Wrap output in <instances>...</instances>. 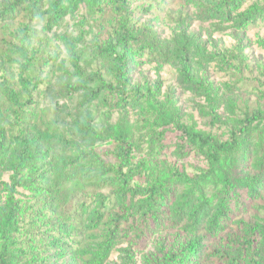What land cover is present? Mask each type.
I'll list each match as a JSON object with an SVG mask.
<instances>
[{
    "label": "trees",
    "instance_id": "16d2710c",
    "mask_svg": "<svg viewBox=\"0 0 264 264\" xmlns=\"http://www.w3.org/2000/svg\"><path fill=\"white\" fill-rule=\"evenodd\" d=\"M27 1L31 5L30 10L38 11L40 3L45 0ZM81 1L46 0L47 8L43 13L47 15V27L50 29L56 25L68 9L76 10ZM85 1L91 6L96 4L100 7L105 0ZM247 1L209 0L200 6V11L193 17L180 11H169L166 19L180 28L195 18L208 24L205 35L211 37L214 33H223L230 28L242 30L264 14V6H248L240 11ZM112 5L119 17L120 31L117 37L120 44L124 47L129 45L132 54L171 66L176 70L178 80L192 83L194 91L202 88L201 72L211 63L234 68L235 65L231 64L234 61H238V67L245 62L239 46L211 51L201 34L185 30L164 39L151 24L140 23L134 17V12L140 7L130 10L129 0H112ZM16 8L15 5L11 6L4 9L2 14L9 15ZM29 29V25L22 26L16 36L19 44H12L15 53L20 56L16 64L18 90L3 76L0 77V90L11 100L12 105L20 108L9 110L10 115L19 121L13 124L11 130L13 144L7 143L0 133V171L9 172L11 180L10 186L4 184L6 199L4 207L0 205V264H17L22 257L27 260L21 264H47L41 254L67 246V242L72 240L69 226L79 221L75 215L64 213V220L69 223L52 227L47 218L49 209L43 208V212L40 209L34 216L43 218V221L38 223L34 219L25 223L24 228L21 227V230L30 232L31 238L36 239L35 243L28 247L27 252L14 248V240L9 234V229L13 228L8 214L11 215L14 209L17 188L29 191L38 203L39 199L52 191L64 189L66 184L77 181L93 187H112V194L109 195L88 193L83 210L95 220L117 201L124 202L127 194L139 195L136 201L130 200L129 205L124 206V214L139 221L137 230L129 229L133 233L132 241L136 238V242L148 232H154L164 222L172 226L184 222L181 229L188 233L198 232L206 222L208 232L217 234L230 225L234 209L238 211L239 202L234 204V209L231 204L238 197V189L247 187L251 198L264 189V108H256L239 119L232 114L231 129L214 132L211 128L217 125V129L221 130L222 124L229 120L221 121L215 112L222 99L213 94L210 84H206L201 93L206 96V124L211 130L200 128L191 116L187 120L182 118L173 95L163 94L159 84H132L124 64L126 60L112 64L109 74L98 68L90 73L85 72L79 67L75 45L69 48L71 69L67 72L85 81L65 84L63 92L79 94L78 108L84 110L82 112L97 104L98 116L84 114L83 117L75 116L66 120L56 114L44 130H37L35 137L27 139L20 115L34 106L36 91L43 83V80L31 74L35 56L28 47ZM63 70L66 71L65 68ZM31 79H34L35 84H32ZM42 89L45 93L49 91L46 85ZM232 106L230 102L228 107L231 109ZM112 110L118 111L114 122L110 118ZM130 111L135 113L134 120L130 118ZM170 130L181 135L177 154L181 153L182 157H187L191 152L202 155L207 161L206 169L190 177L176 168L167 165L161 167L155 162V157L162 154L165 132ZM102 144L107 146L103 154L107 159H103L95 150L97 145ZM186 147L188 152H184ZM55 149L60 150L62 155L52 168L47 159ZM136 153L144 154L145 157L135 162ZM248 162L256 170L253 176L244 172ZM140 174L147 176L148 185L131 187L134 178ZM208 191L212 193L208 195ZM19 207L16 204V208ZM240 228V236L234 240L235 246L221 255L224 264H264V225L246 221ZM47 233H50L51 240H44ZM66 236L69 241L63 245L60 239ZM201 241L200 236L190 239L175 237L170 243H162L144 255L142 264H198ZM35 251L37 254H34ZM128 260L131 261L130 256Z\"/></svg>",
    "mask_w": 264,
    "mask_h": 264
},
{
    "label": "rangeland",
    "instance_id": "374dc122",
    "mask_svg": "<svg viewBox=\"0 0 264 264\" xmlns=\"http://www.w3.org/2000/svg\"><path fill=\"white\" fill-rule=\"evenodd\" d=\"M207 1L209 0H129L130 10L140 7L134 12L138 22L151 24L161 38L168 39L175 32L185 30L201 34L211 51L238 46L242 49L245 62L241 67H238V61L231 63L235 65L234 68L211 63L201 72L202 88L194 91L192 83H181L178 80L176 70L171 66L132 54L129 45L124 47L120 44L117 37L120 31L119 17L113 9L112 0H105L100 7L96 4L91 6L83 0L76 10L68 9L66 15L50 29L47 27V15L43 13L47 8L46 0L40 3L38 11L30 10L31 5L27 0H0V77L3 76L15 90H18L16 64L20 61V56L15 53L12 44H19L16 39L17 33L22 26L29 25L27 42L31 54L35 56L31 74L43 80V83H40L41 89L38 88L36 91L34 106L20 112L26 138L35 137L38 134L37 130H44L46 124L56 114L66 120L75 116L83 117L84 114L89 117L98 116L97 104L82 112L84 110L78 108L79 94L63 92L65 84L85 81L82 77H72L68 74L71 69L69 48L73 45H75L74 51L78 57L79 67L87 73L98 68L103 73L109 74L112 64L126 60L124 64L132 84L141 86L146 83L159 84L163 94L173 95L176 105L181 110L182 118L187 120L191 116L200 128L213 129L214 132L228 130V128L231 129L232 114L234 118L239 119L245 113H252L256 108H264V14L254 23H248L242 30L230 28L223 33H214L211 37L205 35V27L208 24H203L195 18L180 28L166 19L169 11H180L193 17L200 11V6L205 5ZM14 5L17 8L9 15L2 14L4 9ZM248 6L261 8L264 6V0H249L239 10L242 11ZM59 36L62 38L59 39ZM30 81L35 84L34 79ZM206 84H210L213 94L222 99L220 107L215 112L219 114L221 121L229 120L226 124H222L221 130L217 129V125L210 129V126L206 124L208 123V116L205 114L207 101L206 96L201 93L204 92ZM44 85L48 86V93L43 91ZM19 100H22L20 96ZM230 102L233 105L231 109L228 107ZM15 109L20 108L12 105L11 100L0 90V133L10 144H13L11 142L13 124L19 122L10 115V111ZM117 117L118 111L112 110L111 121L114 122ZM130 118L135 119L133 111H130ZM180 136V133L174 130L165 132L164 148L162 154L155 157V162L161 167L167 165L193 177L207 168V161L202 155L194 152L188 153L187 157L180 156L181 153L177 154V145L181 143ZM106 148L104 144L95 147L96 152L103 159H107L103 155ZM184 152H188L187 147ZM61 155L58 149L49 153L47 161L52 168L56 166L55 163L60 160ZM144 157V154L136 153L135 162ZM244 172L250 176L256 174L250 162L244 166ZM9 176V172L0 171V205L2 207L6 199L4 184L11 185ZM147 180L146 175L140 174L134 178L131 187L134 188L137 185L144 187L148 185ZM50 181L53 182V180ZM112 189V187H93L83 181H77L74 184H66L64 189L52 191L36 203V199L29 191L17 188L14 193V209L11 215L8 214L13 228L9 229V234L14 240V248L27 252L28 247L35 243L36 239L31 238L30 232L26 229L21 230V227L24 228L25 223L34 219L38 223L43 221V218L34 216L36 211L43 208L49 209L47 218L51 221L52 227H58L65 222L69 223L64 220V213L73 214L79 219L78 223L69 226L72 240L69 241L67 236L60 239L63 245L66 244L65 241H69L67 246L41 254L46 258L47 264H142L144 255L154 251L158 245L170 243L175 237L190 239L195 236L202 237L201 257L198 264H224L221 255L223 251L235 246L234 240H236L235 237L240 236V226L243 222L264 225V189H261L256 197L251 198L247 187H244L237 190L238 197L231 201L233 209L234 204L239 202L238 211L234 209L230 225L219 233L208 232L206 222L196 233L183 232L181 226L184 222L176 226L164 222L156 227L154 232H148L145 237L136 242V238L132 241L133 233L129 229L137 230L139 221L137 219L134 221L124 214V206H128L130 200L136 201L139 195L127 194L124 202L117 201L113 207L106 209L98 220L83 210L89 192L109 195L112 194ZM211 193L212 191H208V195ZM16 204L21 207L16 208ZM43 211L44 209L41 212ZM38 215L39 212L36 216ZM44 240H51L50 233L45 235ZM34 254H37V251ZM128 256L131 261L128 260ZM26 260L27 258L22 257L17 264Z\"/></svg>",
    "mask_w": 264,
    "mask_h": 264
}]
</instances>
